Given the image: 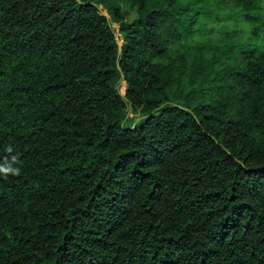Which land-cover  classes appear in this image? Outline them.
Here are the masks:
<instances>
[{
    "label": "trees",
    "instance_id": "16d2710c",
    "mask_svg": "<svg viewBox=\"0 0 264 264\" xmlns=\"http://www.w3.org/2000/svg\"><path fill=\"white\" fill-rule=\"evenodd\" d=\"M0 167V264H264V0H0Z\"/></svg>",
    "mask_w": 264,
    "mask_h": 264
},
{
    "label": "clouds",
    "instance_id": "9594fccd",
    "mask_svg": "<svg viewBox=\"0 0 264 264\" xmlns=\"http://www.w3.org/2000/svg\"><path fill=\"white\" fill-rule=\"evenodd\" d=\"M20 169L19 168H12L9 167L8 169H5L3 167H0V173H4L5 175L8 174V172H11L12 174H19Z\"/></svg>",
    "mask_w": 264,
    "mask_h": 264
},
{
    "label": "rangeland",
    "instance_id": "374dc122",
    "mask_svg": "<svg viewBox=\"0 0 264 264\" xmlns=\"http://www.w3.org/2000/svg\"><path fill=\"white\" fill-rule=\"evenodd\" d=\"M111 26L115 29V31H117V23L112 22Z\"/></svg>",
    "mask_w": 264,
    "mask_h": 264
},
{
    "label": "water",
    "instance_id": "95a60500",
    "mask_svg": "<svg viewBox=\"0 0 264 264\" xmlns=\"http://www.w3.org/2000/svg\"><path fill=\"white\" fill-rule=\"evenodd\" d=\"M130 108H131V106H130V104H129V110H128V111H130Z\"/></svg>",
    "mask_w": 264,
    "mask_h": 264
}]
</instances>
